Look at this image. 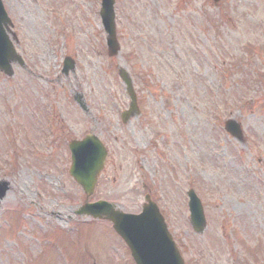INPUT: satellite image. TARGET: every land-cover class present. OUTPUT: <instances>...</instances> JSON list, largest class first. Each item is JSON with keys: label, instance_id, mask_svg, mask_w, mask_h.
I'll use <instances>...</instances> for the list:
<instances>
[{"label": "rangeland", "instance_id": "1", "mask_svg": "<svg viewBox=\"0 0 264 264\" xmlns=\"http://www.w3.org/2000/svg\"><path fill=\"white\" fill-rule=\"evenodd\" d=\"M3 1L26 65L0 72V264H135L108 221L77 214L86 195L68 142L90 132L109 150L90 201L138 212L145 182L188 264H264V0H117L113 57L100 0ZM134 44L140 58L127 60ZM119 65L141 108L127 123ZM229 118L244 142L224 129ZM189 188L204 204L202 234Z\"/></svg>", "mask_w": 264, "mask_h": 264}, {"label": "water", "instance_id": "2", "mask_svg": "<svg viewBox=\"0 0 264 264\" xmlns=\"http://www.w3.org/2000/svg\"><path fill=\"white\" fill-rule=\"evenodd\" d=\"M218 1V0H215ZM115 0H102L100 15L104 30L107 34L109 55H116L120 51V44L116 33ZM11 22L0 0V70L8 75H13V62L24 64L23 59L17 54L5 27ZM75 62L71 57H66L64 62L65 73L74 70ZM119 75L126 84L131 97L130 110L125 111L123 117L127 120L137 112V100L133 89L131 77L126 68L119 67ZM84 110L86 104L81 95L76 96ZM225 128L236 138L243 141V131L239 122L234 119L226 121ZM72 151L71 175L80 183L89 197L95 189L100 171L104 167L107 150L100 138L90 133L80 140L70 142ZM8 189L6 181H0V197H4ZM190 200L191 222L198 232H203L207 223L200 198L194 189L188 192ZM78 213L89 214L94 217H105L113 221L116 231L125 239L132 250L137 264H185L171 234L167 229L157 205L148 200L140 214L126 213L115 208L113 203L100 200L84 204Z\"/></svg>", "mask_w": 264, "mask_h": 264}, {"label": "flooded vegetation", "instance_id": "3", "mask_svg": "<svg viewBox=\"0 0 264 264\" xmlns=\"http://www.w3.org/2000/svg\"><path fill=\"white\" fill-rule=\"evenodd\" d=\"M35 3H38V1L39 0H33ZM157 7H159L158 5H156ZM175 6H176V4H175ZM181 8V7H180ZM182 10L185 12V15H187V10L186 9H183L182 8ZM187 19H188V16H187ZM126 22H129V20H128V18H127V21ZM15 25V24H14ZM14 25H13V28H12V35L15 37V40H16V42H17V44L18 45H20V43L22 42V40L19 38V36H18V34H17V31H15L14 30ZM138 49H139V47L136 45V44H134L133 45V48H132V50L130 51V50H128L126 53H125V58L127 59V60H131V59H139L140 58V54L138 53ZM142 154L144 155L145 154V151H142ZM143 160H145L144 158H143ZM144 162V161H143ZM157 171V170H156ZM104 173V171L102 172V174ZM101 174V175H102ZM107 178L108 179H111V176L110 175H108L107 176ZM143 184V187L144 188H146V189H148L147 188V185L145 184V182H143L142 183ZM149 191H150V189H149ZM151 192V191H150ZM155 200V199H154ZM195 260H198V258H195ZM194 262V261H193ZM195 264H204V262L202 261V262H196ZM239 264H242L241 262H239Z\"/></svg>", "mask_w": 264, "mask_h": 264}]
</instances>
